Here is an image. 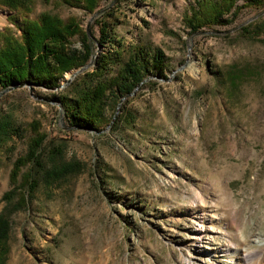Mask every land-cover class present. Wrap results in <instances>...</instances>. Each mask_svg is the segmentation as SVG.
<instances>
[{
    "label": "rangeland",
    "instance_id": "obj_1",
    "mask_svg": "<svg viewBox=\"0 0 264 264\" xmlns=\"http://www.w3.org/2000/svg\"><path fill=\"white\" fill-rule=\"evenodd\" d=\"M20 1V10L0 1V34L20 36L15 14L20 21L45 13L72 18L97 39L96 19L107 12L123 60L138 48L160 49L165 79L149 71L96 132L70 127L52 98L76 69L58 88L0 96V119L19 128L0 146V212L32 125L45 135V158L61 148L62 160L81 165L40 184L10 215L3 264H264V36L243 33L264 22V7L239 1L232 23L191 34L183 17L197 0H100L96 15L75 0ZM71 43L81 48L77 37ZM238 71L234 88L228 74Z\"/></svg>",
    "mask_w": 264,
    "mask_h": 264
},
{
    "label": "trees",
    "instance_id": "obj_2",
    "mask_svg": "<svg viewBox=\"0 0 264 264\" xmlns=\"http://www.w3.org/2000/svg\"><path fill=\"white\" fill-rule=\"evenodd\" d=\"M0 1L13 10L24 9L20 0ZM239 1L244 7H264V0H197L196 6L184 15L183 23L191 34L203 27L230 24L241 10L237 6ZM99 2L75 0L74 3H82L85 11L95 14ZM109 16L106 12L100 15L99 20L96 19L100 33L97 39L89 37L87 31L72 18L63 21L44 13L35 19L18 21L16 14L12 16L11 21L21 34L15 37L9 29L0 34V91L23 83L58 88L66 72L88 64L94 49L103 48L96 54L91 68L77 75L63 94L52 97L62 106L70 127L103 130L112 120L107 112L116 111L120 100L131 94L147 78L149 71L153 70L165 79L162 74L164 57L160 49L149 55L143 48H138L127 60H123L122 50L106 21ZM243 33L249 38L264 36V22L244 28ZM73 37L78 38L81 48L72 45ZM242 78L243 72L228 74V81L234 88ZM32 128L26 152L14 162L11 171L10 184L14 187L2 197L5 206L0 212V264L4 263L7 254L10 215L27 204L28 196L32 197L40 184L48 188L81 171L79 162L62 160L61 148L48 151L45 158L42 147L45 135L39 133L35 126L32 125ZM13 136H19V128L10 117L1 118L0 146ZM26 166L28 171L21 175V168Z\"/></svg>",
    "mask_w": 264,
    "mask_h": 264
},
{
    "label": "water",
    "instance_id": "obj_3",
    "mask_svg": "<svg viewBox=\"0 0 264 264\" xmlns=\"http://www.w3.org/2000/svg\"><path fill=\"white\" fill-rule=\"evenodd\" d=\"M100 12H101V11H100ZM100 12L95 13V15L98 14V13H100ZM86 31H87L88 36L91 37V35H90V33H89V30H86ZM95 57H96V54H94V55L92 56V58H91V60H90V62H89L88 64H86V65H84V66H82V67L76 69L74 72H72L71 76L65 81L64 85H69L70 82L72 81V79H73L74 77H76L77 75H79V74L83 73L84 71L88 70L89 68H91V67L93 66V64H94ZM151 78H152V77H147V78H145L144 81L141 82V83H140V84L134 89V91H133L131 94L127 95L126 97L132 96V95L134 94V92L139 88V86H141L143 83H145L147 80H149V79H151ZM153 78H157V77H153ZM157 79H159V78H157ZM24 86H27V87L30 88V87H31V84H30V83H23V84H15V85L9 86L8 88H6V89L0 91V96H1L3 93H6V92L11 91V90H13V89L21 88V87H24ZM126 97L122 98V100L125 99ZM118 108H119V105H118ZM118 108H117V109H118ZM115 115H116V113L114 114V116H113V118H112V121L114 120ZM112 121H111V123H112ZM108 127H109V125H108ZM83 129H86V130H90V131H94V132H96L95 130H93V129H91V128H83Z\"/></svg>",
    "mask_w": 264,
    "mask_h": 264
},
{
    "label": "bare ground",
    "instance_id": "obj_4",
    "mask_svg": "<svg viewBox=\"0 0 264 264\" xmlns=\"http://www.w3.org/2000/svg\"><path fill=\"white\" fill-rule=\"evenodd\" d=\"M66 76L68 77L69 76V73H67Z\"/></svg>",
    "mask_w": 264,
    "mask_h": 264
}]
</instances>
